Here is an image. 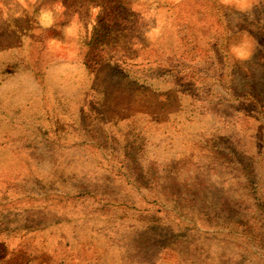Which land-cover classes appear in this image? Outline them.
<instances>
[{
	"label": "rangeland",
	"instance_id": "obj_1",
	"mask_svg": "<svg viewBox=\"0 0 264 264\" xmlns=\"http://www.w3.org/2000/svg\"><path fill=\"white\" fill-rule=\"evenodd\" d=\"M0 264H264V0H0Z\"/></svg>",
	"mask_w": 264,
	"mask_h": 264
}]
</instances>
